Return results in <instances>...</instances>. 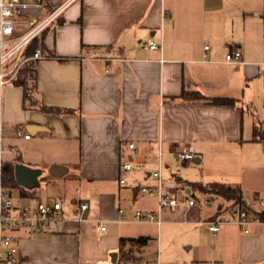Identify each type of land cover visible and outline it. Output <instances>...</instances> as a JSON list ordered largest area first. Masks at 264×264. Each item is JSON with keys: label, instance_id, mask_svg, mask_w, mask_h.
Segmentation results:
<instances>
[{"label": "crops", "instance_id": "obj_1", "mask_svg": "<svg viewBox=\"0 0 264 264\" xmlns=\"http://www.w3.org/2000/svg\"><path fill=\"white\" fill-rule=\"evenodd\" d=\"M17 1L41 2L33 10L41 16L65 5L47 28L50 58L38 63L34 95L60 112L25 109L23 88L8 84L4 148L16 153L3 158L32 169L41 158L67 167L53 176L62 182L65 218L47 233H16L20 264H264V223L248 233L233 223L210 230L208 222L229 218L231 202L207 216L195 205L166 208L155 232L133 221L136 209L158 210L141 188L158 185L159 169L166 194L178 201H202L192 184L212 183L240 186L248 205L264 198V139L254 137L256 126L264 131V0ZM30 28L19 20L15 34ZM151 42L161 49L146 48ZM234 49L243 63L225 61ZM185 91L235 104L184 100ZM190 145L198 162L182 163L177 155ZM125 162L132 171L121 184ZM31 192H19L18 201H42ZM77 202L89 206L83 221L72 219ZM142 237L150 240L128 244L126 259L121 238ZM164 251L178 256L163 262Z\"/></svg>", "mask_w": 264, "mask_h": 264}, {"label": "built area", "instance_id": "obj_2", "mask_svg": "<svg viewBox=\"0 0 264 264\" xmlns=\"http://www.w3.org/2000/svg\"><path fill=\"white\" fill-rule=\"evenodd\" d=\"M65 5L48 14L44 19H40V12L43 9L41 2H25L17 0H0V163L6 153H16L14 148L6 150L4 148L5 126L1 119L2 114V93L4 88L16 82L20 71L24 68L37 69L38 63L50 58L45 55L40 48L33 54L26 55V49L31 42L38 37L45 29L51 26L61 15ZM33 10H36L34 12ZM19 20L31 23L29 31L23 35L15 34ZM146 48L159 50L161 47L151 42ZM205 50L209 46L204 47ZM242 53L238 49L229 51L225 61L231 64H240ZM264 64V63H263ZM18 136L26 139L30 135H24L22 129H17ZM131 150L135 149L134 144H130ZM196 150L190 145L178 153L177 157L182 163H189L195 159ZM132 171V164L125 162L120 166V183H126L128 173ZM153 176L158 180L156 187H142L141 192L158 201L157 211L137 210L134 212L133 221L136 223H156L163 224V211L166 208H177L179 201L166 194L163 188L161 169L155 171ZM204 203L210 205L215 198L210 196L205 198ZM196 205L193 198L187 199L186 207ZM89 206L87 203H76L72 219L83 221ZM64 205L61 201H37L34 205L16 200L11 191L4 187L0 174V264H20L21 253L18 245L16 233L27 231L31 235L47 233L51 223L65 218ZM229 218H220L208 222L211 231H219L222 224L233 223L240 229L248 233L254 224L264 223L261 216H264V198L258 197L251 205L239 207L230 205L228 207ZM123 218V212H122ZM98 230L105 231L103 220L97 219Z\"/></svg>", "mask_w": 264, "mask_h": 264}, {"label": "trees", "instance_id": "obj_3", "mask_svg": "<svg viewBox=\"0 0 264 264\" xmlns=\"http://www.w3.org/2000/svg\"><path fill=\"white\" fill-rule=\"evenodd\" d=\"M52 10H49L48 14H50ZM47 32L45 29L40 37H36L31 44L26 49V55L33 54L39 47L42 52H46V46L44 44V37ZM18 86H21L24 91V108L28 109L30 107H38L44 112H60L59 109L47 107L45 105H38V102L35 98V90L37 85V71L36 69L24 68L20 71L19 78L16 81ZM33 93V94H32ZM182 99L184 100H202L207 101L211 104L215 105H229L233 106L235 104L234 100L224 99V98H214L209 99L205 95L200 92H189L185 91L183 93ZM254 137L256 139H264V131L259 129L257 126L254 129ZM16 161L8 160L6 158L2 159L0 163V174L2 178V182L5 188L9 191L13 192L14 189H18L20 192L21 198H28L33 196L31 190L21 187L16 179ZM192 189L196 192L203 194H210L214 196H220L224 199L231 202L232 205H237L239 207H247L248 203L244 199V193L240 186H232L223 183H212L210 185H202V184H192ZM261 219L264 220V216H261ZM150 239L147 237L142 238H121L120 240V249L123 252V256L128 259L132 258V255L129 254L126 250L128 244H142L147 243ZM142 242V243H141Z\"/></svg>", "mask_w": 264, "mask_h": 264}, {"label": "rangeland", "instance_id": "obj_4", "mask_svg": "<svg viewBox=\"0 0 264 264\" xmlns=\"http://www.w3.org/2000/svg\"><path fill=\"white\" fill-rule=\"evenodd\" d=\"M47 15H48V13H44L43 16H41L40 19H44ZM58 22L59 21H55L51 26L56 25ZM8 130L10 131V129H8ZM261 149H262V152L264 154V146H262ZM40 151L42 152L43 150L40 149ZM14 156H16V155H14ZM38 161L40 162L39 163L40 166L38 168H34V169L35 170H39L41 172V174H39L38 178H36L35 181L33 182L34 187H29L30 184L29 185H25L24 187L29 189V190H33V189L36 188V190H37L36 195L39 196L42 201H46L48 198H51V200L53 199V200L61 201V199H59V197H60V195H59L60 187L59 186H62L61 185L62 182H60L57 178H54L51 175V170H52L53 166L50 165V163H46L43 158H41ZM17 163L25 165L24 163H20L19 161ZM59 166L62 168V174L61 175H64L67 167L65 165H59ZM192 166L196 167L194 163H193ZM132 182H133L132 184L135 185L136 181L132 180ZM13 195L16 198V200H19V190L18 189H14L13 190ZM195 196L197 198H199L200 200H202V201H198L194 196H191V198L196 200L195 207H200L202 212H203V214L205 216L209 215V213H212L214 210H216V208H217V206L219 204H222V205H225V206L230 204V201H228V200H226V199H224L223 197H220V196L207 195V194L198 193V192L195 193ZM210 196H213L215 198V201H213L210 205H206L203 200L205 198L210 197ZM23 202H25V201H23ZM36 202L37 201L35 199H32L30 201H26V203H30L32 205H34ZM61 202L64 203V201H61ZM179 202H180L179 203V208L185 207V201H179ZM137 210H139V209H136V211ZM144 227L148 231L152 230L154 232L157 229L156 228L157 226L154 225L153 223L144 224ZM176 256H178L177 253L172 254L170 252H165L164 251L163 262L165 261L167 263H169V262L171 263V260L173 258H175Z\"/></svg>", "mask_w": 264, "mask_h": 264}, {"label": "water", "instance_id": "obj_5", "mask_svg": "<svg viewBox=\"0 0 264 264\" xmlns=\"http://www.w3.org/2000/svg\"><path fill=\"white\" fill-rule=\"evenodd\" d=\"M193 161L198 162L197 159ZM60 173L62 174V168L60 166H54L51 170V175L54 177H58ZM39 174H41L39 170L32 169L23 164H16V179L21 186L30 184L29 187H34L33 182L38 178Z\"/></svg>", "mask_w": 264, "mask_h": 264}]
</instances>
